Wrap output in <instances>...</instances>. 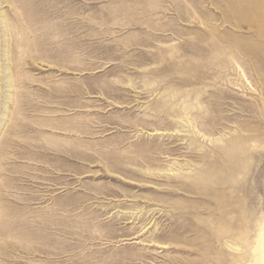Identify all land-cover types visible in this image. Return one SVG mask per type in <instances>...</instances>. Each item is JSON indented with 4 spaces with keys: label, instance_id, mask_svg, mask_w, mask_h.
Wrapping results in <instances>:
<instances>
[{
    "label": "rangeland",
    "instance_id": "obj_1",
    "mask_svg": "<svg viewBox=\"0 0 264 264\" xmlns=\"http://www.w3.org/2000/svg\"><path fill=\"white\" fill-rule=\"evenodd\" d=\"M263 218L264 0H0V264H256Z\"/></svg>",
    "mask_w": 264,
    "mask_h": 264
},
{
    "label": "bare ground",
    "instance_id": "obj_2",
    "mask_svg": "<svg viewBox=\"0 0 264 264\" xmlns=\"http://www.w3.org/2000/svg\"><path fill=\"white\" fill-rule=\"evenodd\" d=\"M190 122H191V120H190ZM254 242H255V244H254L255 246L253 248H251V250L255 255L254 256L255 263L256 264H264V218L258 221V228H257L255 236H254ZM258 248H260V249H258ZM258 250H260L259 254H257ZM250 264H253V263H250Z\"/></svg>",
    "mask_w": 264,
    "mask_h": 264
}]
</instances>
